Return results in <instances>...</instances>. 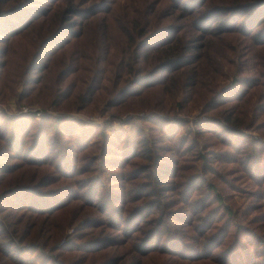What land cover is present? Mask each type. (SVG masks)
<instances>
[{"label":"trees","instance_id":"obj_1","mask_svg":"<svg viewBox=\"0 0 264 264\" xmlns=\"http://www.w3.org/2000/svg\"><path fill=\"white\" fill-rule=\"evenodd\" d=\"M110 1L0 0V93L20 79L18 103L48 98L83 109L103 100L117 110L155 91L172 101L200 88L209 96L197 119L151 114L138 119L147 130L128 120L129 132L109 134L75 118L0 115V264H94L113 245L134 251L128 264L137 254L162 263L264 264L252 257L260 256L255 225L264 212L247 214L264 204L240 209L214 182L230 181L219 166L236 164L231 179L240 175L247 193L264 199V141L244 133L264 134V0H142L121 20L117 41L104 20L109 8L100 11ZM85 22L97 42L78 67L82 56L67 47ZM217 49L231 55L213 60ZM235 58L258 68L218 89L201 86L203 60L231 68ZM79 69L85 74L75 85ZM183 100L175 105L185 110ZM97 163L116 169L108 186ZM63 226L74 232L57 245Z\"/></svg>","mask_w":264,"mask_h":264},{"label":"rangeland","instance_id":"obj_2","mask_svg":"<svg viewBox=\"0 0 264 264\" xmlns=\"http://www.w3.org/2000/svg\"><path fill=\"white\" fill-rule=\"evenodd\" d=\"M93 0H87V4L91 3ZM142 0H111L110 3H106V6H103L102 11H106L107 8H109L108 12H106V15H104V20L106 22V28L108 30V36L110 40L117 41L119 39V32L117 31V28H120V22L121 20L125 19L124 17L126 16V12L129 11V8H132L133 6H137ZM86 23H82V28H83V33L75 39L73 42H71L67 49L69 51L73 50V53L77 55H81L82 57L80 58L81 61H77L78 67L83 66V62L87 60V57H91L94 55L93 51V46L97 42L96 38V33H95V28L92 29L90 38H88L89 34L86 36V29L89 26L93 25L90 24L89 26L86 27ZM214 40V39H212ZM21 49H18L17 52L20 53ZM110 52H113L112 48L110 49ZM227 55H231L226 49H217L216 53H213L212 59L213 60H221L223 58H229ZM93 59V58H92ZM212 59H209V62L204 63L206 60H203L200 65L202 67V70H200V83L202 85L206 86H214L215 89H218L220 86L227 85L233 81L238 80L241 75L245 76V74H248L251 71L256 70L258 68V65L248 63L247 65L240 63L237 58H235L238 61L237 66H233L230 68L229 64L225 61L222 60L223 63L218 65V64H212ZM28 61V59H26ZM83 61V62H82ZM247 66V67H245ZM97 67V66H96ZM85 72L84 70L79 69L77 72V75L74 79V84H82L80 82V79L84 76ZM71 80V77L67 79ZM109 79L104 80V84L107 86H110V81ZM240 86V85H239ZM62 86L59 87V90H62ZM22 90V82L20 79H17V82H15L14 86L10 90H6L3 94L0 93V115L3 116H14L17 114H25V115H30L33 116V120L37 121L39 117L43 114L46 113L47 115L51 116H61L63 118H75L76 120H80L84 123L88 124H93L95 126L103 127L104 131L106 134H109L113 130H118V129H123L125 132H129L130 130V125L126 124L128 120H136L137 122H140L138 119H140L143 116L146 115H151V114H159V115H164V114H170L172 117L178 116L181 117L185 120L191 121L192 119H197V116L200 115V109L202 107V101L207 100L208 98V93L207 90L200 88L197 93H194L191 95V93L187 96L184 95L183 92H179L177 96L173 99V101L170 99L169 94H164L162 91H155L153 94L149 95L147 99H144L142 103L139 106H133L129 108H123V109H106L103 108V100L102 101H97L93 103L92 105H89L86 108H77L75 105H64L63 103H58V102H52L48 98L40 99L35 102H30V103H23V102H17V94ZM71 94L69 96V99L72 98V88H70ZM198 93H205L204 95H201L200 97L198 96ZM193 99V101H189L188 99ZM184 99V100H183ZM180 100H183L182 107L187 108V109H179L177 105H175V102H178ZM188 106V107H187ZM188 109H190L188 111ZM167 110V111H165ZM21 112V113H20ZM254 114L258 117H262V109L259 111H255ZM206 118V117H203ZM264 118V117H263ZM140 124L143 125L144 130H147L148 123H142ZM185 133L184 129H181L178 132V136H182V134ZM244 133H246L249 136H252L254 138H257V140H263L264 141V134L257 132V130H244ZM93 137V136H92ZM212 149V148H211ZM210 149V150H211ZM216 149V148H214ZM95 152V151H94ZM184 158H188L185 156ZM188 161H192V157H189L187 159ZM181 163H184V165L188 164L186 161H182ZM98 164V163H97ZM108 164V163H107ZM97 169L102 170V174L99 176L101 177L102 183L104 186H108L109 182H111V174L113 171L116 169H112L110 165H107L106 167H102L103 164H98ZM237 166L236 164H230V163H225L224 165H220L219 167L221 170V175L223 178H228L230 181H227L225 183H222L221 181H214L218 184L219 189L223 191L225 194H229L231 198V202H233L236 206H239L240 209L245 208L248 204H253L256 207H260L262 204H264V199L256 198L253 199L250 194L247 193V188L244 187L243 185L245 183L238 182L240 179V175L235 176L231 179V176L229 173L235 174L238 172L237 169L230 171V168ZM133 166H129L128 169L132 168ZM227 172H224V171ZM97 172V171H96ZM93 173V174H96ZM238 174V173H237ZM246 184H250V182L245 181ZM129 186V184H128ZM230 186H237L238 188H232ZM253 189V186H251ZM127 196V194H124ZM123 195V196H124ZM254 209L248 210L247 214H249L250 217L254 216V214L257 212H264V207L256 210L255 212L253 211ZM254 212V213H253ZM256 213V214H257ZM62 223H65V221H60ZM81 220L79 219L76 223L80 224ZM257 225H255L257 228L256 231L259 234L258 241L256 243V248L258 249L257 252H260V256H257V253L254 254L252 257L254 259V263L256 262H261L264 263V222L263 218L259 220ZM182 225V224H181ZM74 232V226H63L62 233L59 235L57 238V245H62L66 235H69ZM229 240V239H228ZM228 242V241H227ZM255 244V243H253ZM129 246V244H127ZM251 247V245H250ZM125 246H119V245H113L109 249L110 251L101 257L95 258L94 259V264H97L99 260H102L104 256H109L111 252H114L115 258L121 256L119 259L118 264H128L130 260H132L134 257V251L129 249L126 254L121 253L123 252V249ZM201 248V247H199ZM79 252H75L72 254V258L77 257ZM130 254V255H128ZM51 256V255H50ZM54 256V254H52ZM178 257V256H177ZM255 257V258H254ZM257 257V259H256ZM110 258V257H106ZM105 258V259H106ZM136 260L137 264H209L205 262H200V263H195V261H192L191 259H186L189 261H179V260H174V258L169 257L166 262L162 263L161 261L156 260V257L154 256H149V255H141L137 254ZM263 259V260H262ZM104 260V259H103ZM225 260V259H224ZM112 262L114 260H111ZM218 262H215L212 260V264H222L219 262V260H216ZM38 262V259H36V263ZM38 264V263H37ZM224 264H228L227 260L224 261Z\"/></svg>","mask_w":264,"mask_h":264}]
</instances>
